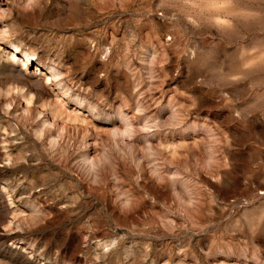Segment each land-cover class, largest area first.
I'll use <instances>...</instances> for the list:
<instances>
[{"label": "rangeland", "instance_id": "obj_1", "mask_svg": "<svg viewBox=\"0 0 264 264\" xmlns=\"http://www.w3.org/2000/svg\"><path fill=\"white\" fill-rule=\"evenodd\" d=\"M0 264H264V0H0Z\"/></svg>", "mask_w": 264, "mask_h": 264}]
</instances>
